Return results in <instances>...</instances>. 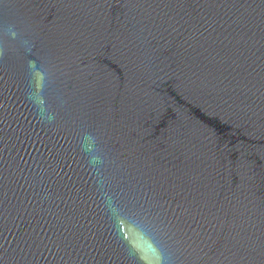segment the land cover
I'll list each match as a JSON object with an SVG mask.
<instances>
[{"label": "water", "instance_id": "obj_1", "mask_svg": "<svg viewBox=\"0 0 264 264\" xmlns=\"http://www.w3.org/2000/svg\"><path fill=\"white\" fill-rule=\"evenodd\" d=\"M0 264H264V0H0Z\"/></svg>", "mask_w": 264, "mask_h": 264}]
</instances>
